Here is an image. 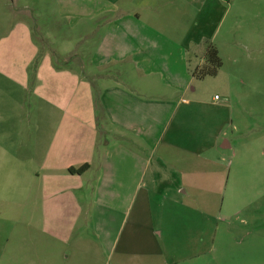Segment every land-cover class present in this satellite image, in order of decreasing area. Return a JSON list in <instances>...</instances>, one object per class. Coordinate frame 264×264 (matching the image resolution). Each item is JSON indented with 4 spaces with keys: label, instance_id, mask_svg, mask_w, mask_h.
Masks as SVG:
<instances>
[{
    "label": "crops",
    "instance_id": "crops-1",
    "mask_svg": "<svg viewBox=\"0 0 264 264\" xmlns=\"http://www.w3.org/2000/svg\"><path fill=\"white\" fill-rule=\"evenodd\" d=\"M57 1L66 4V33L81 31L62 53L53 49L67 64L45 54L43 32L37 46L29 26L16 30L27 61L40 54L38 81L50 85L32 92L42 100L38 151L29 156V140L0 141V148L14 144L0 155V177L15 180V194H23L16 180L27 159L38 164V264H203L202 239L214 242L217 227L204 231L203 217L218 218L227 180L225 122L213 118L228 106L197 92L192 71L206 47H216L220 0ZM22 69L21 82L6 76L15 81L14 113L24 101ZM4 124L24 129L19 116ZM82 164V173L68 171ZM22 222L0 219L2 238Z\"/></svg>",
    "mask_w": 264,
    "mask_h": 264
},
{
    "label": "rangeland",
    "instance_id": "rangeland-1",
    "mask_svg": "<svg viewBox=\"0 0 264 264\" xmlns=\"http://www.w3.org/2000/svg\"><path fill=\"white\" fill-rule=\"evenodd\" d=\"M220 3L223 8L219 10L214 43L222 65L215 76L194 79L192 84L198 85L197 92L203 89L210 103L216 95L219 99L215 102H225L228 106L219 109L213 118L216 126L225 122L224 139L229 146L220 159L226 164L227 180L219 196L218 218L203 217L207 220L202 223L204 231L217 226L212 232L216 240L211 242L208 235V239H202L199 250L204 254L203 264H264V0H220ZM65 5L57 0H0V141L29 140V156H35L38 151L34 145L36 142L38 145V103L42 105L41 99L36 103L32 92L36 89L45 92L50 90V85L38 81L40 54L37 51L34 60L27 61L29 52L20 47L21 36L16 30L29 26L37 46L44 44L39 34L43 32L50 41V45L44 44L50 48L45 54L55 56L56 66L67 64V54H58L63 52L59 49L67 46V37L73 42L81 31L66 33L67 20L62 15ZM83 46L84 40L76 43L71 54L79 53ZM23 66L27 84L23 92L19 91L24 101L19 113H14L15 108L8 105V95L14 92L9 81H15L6 76L14 74L21 82ZM73 69L80 71V66L75 63ZM15 116L21 118L24 129L5 126L4 122L11 123ZM13 146L0 148V155L12 152ZM35 159H27L24 174L16 180L21 182L23 194H15L14 189L19 185L14 179L0 177V219L23 221L12 226L4 239L0 233V248L3 246L8 253L6 258L0 257V264H38ZM85 200L90 204H83L84 209L88 211L91 206L89 217L93 218L92 195L86 194ZM88 231L92 236L95 234L92 224Z\"/></svg>",
    "mask_w": 264,
    "mask_h": 264
},
{
    "label": "trees",
    "instance_id": "trees-1",
    "mask_svg": "<svg viewBox=\"0 0 264 264\" xmlns=\"http://www.w3.org/2000/svg\"><path fill=\"white\" fill-rule=\"evenodd\" d=\"M221 65L222 60L217 48L210 44L206 47L204 52L203 62L192 71V76L195 79H203L207 76H215ZM87 168L88 164H82L76 168L70 167L68 171L71 173H82Z\"/></svg>",
    "mask_w": 264,
    "mask_h": 264
}]
</instances>
